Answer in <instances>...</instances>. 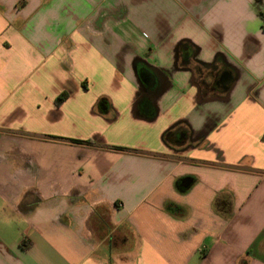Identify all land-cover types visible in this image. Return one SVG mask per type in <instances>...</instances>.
<instances>
[{
    "label": "crops",
    "instance_id": "1",
    "mask_svg": "<svg viewBox=\"0 0 264 264\" xmlns=\"http://www.w3.org/2000/svg\"><path fill=\"white\" fill-rule=\"evenodd\" d=\"M0 264H264V0H0Z\"/></svg>",
    "mask_w": 264,
    "mask_h": 264
},
{
    "label": "trees",
    "instance_id": "2",
    "mask_svg": "<svg viewBox=\"0 0 264 264\" xmlns=\"http://www.w3.org/2000/svg\"><path fill=\"white\" fill-rule=\"evenodd\" d=\"M67 98V96L65 94L61 95L58 98V103L64 102V100ZM77 143H81V144H87V145H92L93 143L91 141H78ZM120 150H126V149H120ZM27 201H29V199H26V201L23 203L22 207L26 208L27 207Z\"/></svg>",
    "mask_w": 264,
    "mask_h": 264
},
{
    "label": "water",
    "instance_id": "3",
    "mask_svg": "<svg viewBox=\"0 0 264 264\" xmlns=\"http://www.w3.org/2000/svg\"><path fill=\"white\" fill-rule=\"evenodd\" d=\"M229 76V75H228ZM230 77V76H229ZM226 83H227V81H226ZM190 186V183L188 182V183H185V187L186 188H188Z\"/></svg>",
    "mask_w": 264,
    "mask_h": 264
}]
</instances>
